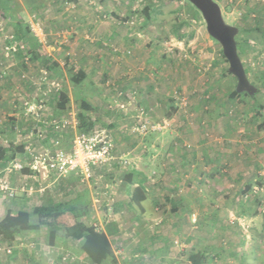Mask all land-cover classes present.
I'll list each match as a JSON object with an SVG mask.
<instances>
[{
    "label": "rangeland",
    "instance_id": "obj_1",
    "mask_svg": "<svg viewBox=\"0 0 264 264\" xmlns=\"http://www.w3.org/2000/svg\"><path fill=\"white\" fill-rule=\"evenodd\" d=\"M214 1L238 29L237 50L255 98L233 95L237 81L221 45L188 0H0V149H10L0 161V220L21 203L28 212L57 202L77 208L59 219L64 228L56 245L46 244L45 227L28 231L0 243V264H91L79 258L83 241L69 234L80 221L99 231L116 228L109 236L116 264H131L121 259L134 220L125 212L130 187L120 180L140 163L143 175L155 179L145 183L149 199L159 197L168 186L156 188L155 181L165 169L151 171L171 157L175 183L202 172L207 179L187 189L234 195L240 211L254 212L238 220L245 236L264 237V0ZM35 41L46 65L30 54ZM80 98L91 107L92 132L108 133L115 160L89 177L31 170V153H43L48 141L68 145L76 135L72 128L56 132L53 122L77 121ZM142 125L149 129L137 130ZM185 158L206 165L180 167ZM15 163L23 168L12 169ZM120 210L121 245L114 243ZM160 215L144 221L146 234ZM251 216L254 225L244 219ZM31 223L37 225L35 216Z\"/></svg>",
    "mask_w": 264,
    "mask_h": 264
},
{
    "label": "crops",
    "instance_id": "obj_2",
    "mask_svg": "<svg viewBox=\"0 0 264 264\" xmlns=\"http://www.w3.org/2000/svg\"><path fill=\"white\" fill-rule=\"evenodd\" d=\"M174 165L173 157L166 158L165 161H159L151 171L156 174L158 166H163L165 169L164 174L160 171L163 177H158L155 181L156 188L157 185H162L163 182H165V186H168L165 189L166 193L159 194V197L153 193L154 197L152 195L149 199L145 183L148 178L152 181L155 179L149 175H143L140 163L136 162L133 167H130V169L137 171H133L135 175H139L137 181L133 179V184H128L126 179L120 180L126 185L125 188L130 187V191H126L125 194L126 203H128L125 205V212L130 213V215L133 212L131 218L134 220L132 223L133 230L130 227L127 228V230L133 232V235H131V238L126 239V243L123 241L125 244L130 243L129 252L128 254L122 253L124 257L121 259L131 264L144 263L145 261L150 264H193L190 262V255L198 253L200 256L198 264H264L263 235L257 239L254 237L248 238L242 230V220L238 221L240 218L243 219V215L248 212H250V215H254V212L245 211L243 213L240 211L241 209L239 210V207L236 206L234 195L226 196L224 194L219 195L216 191H192L187 189L191 183L198 184L200 178L207 179L202 172L200 175L198 173L184 175L185 179H183L182 185L175 183L174 178L179 176L173 174V172H168L175 169ZM179 165L188 169L196 166L202 171L203 166L206 164L199 160L191 163L189 159L185 158V160H180ZM131 170L130 172H132ZM75 176L77 175L65 178H74ZM183 183L187 186H183ZM139 185V195H135L133 188ZM179 186L187 190L181 192ZM131 196L138 197L139 202L136 203V200L132 202ZM168 197L173 199H168ZM150 202L152 204L151 208L148 206ZM18 206L16 212L23 210L21 209L22 203ZM122 212V210L116 212V215H118L116 219L118 231L115 233L114 243H119V245H121L120 234L125 226L123 223L121 227L120 213ZM159 213L161 214L158 221L160 222L159 225L157 224L150 234H146L145 229L143 230L144 225H146V222L143 224L144 221L156 217ZM244 219H250L254 225V217H245ZM142 232L144 233L143 236L141 235ZM124 234L126 235V233ZM224 245H228V247L225 248ZM180 251L182 253H179ZM118 252L120 253V250ZM79 258L84 260L83 257ZM14 260L15 258L10 263H13Z\"/></svg>",
    "mask_w": 264,
    "mask_h": 264
},
{
    "label": "trees",
    "instance_id": "obj_3",
    "mask_svg": "<svg viewBox=\"0 0 264 264\" xmlns=\"http://www.w3.org/2000/svg\"><path fill=\"white\" fill-rule=\"evenodd\" d=\"M28 32L29 30L27 33ZM237 53L239 55L238 50ZM30 54H32V58L36 61H40L44 65L47 64V61L38 53V45L36 41L35 44H33V51H31ZM245 72L247 71L245 70ZM79 78L80 76L76 77L77 80H79ZM257 93L258 90L254 95L250 96L247 93H237L236 90L233 91L234 96L244 95L251 98H255ZM64 98H66L64 97V94H61V99H63V101L60 100L58 103L59 107L61 108L65 106ZM80 99V112L77 114L76 132L88 133L93 129V120L88 115L91 107L84 98ZM261 108L263 109V107ZM70 138L72 139L71 136ZM7 152H10V149H0V161L5 158V153ZM129 174L130 175L127 177L126 182L128 184H133L134 172L132 171ZM139 188L140 185L138 186V189L135 188L133 190L135 195L138 194ZM131 200L132 202H134V200H136V203L139 202L138 197L134 198V196H131ZM76 209V206L69 205L66 202H57L48 205L37 206L31 212L25 210H19L16 213L9 212L0 220V243H13L16 238L20 237L24 233L37 230L40 227H45L46 244L52 247L55 245L57 237L59 236V232H61L64 228L63 225L59 223V219L66 214L75 216ZM33 216L37 218L36 226H33L31 223V218ZM115 229L110 230V226H108L104 231H99L96 229V227L86 225L84 222L80 221L76 222L75 227L69 231V234L73 240L83 241L79 247V251L80 256L83 257L84 260L89 261L91 264H105L107 262L116 264L115 256L113 254L112 246L109 240V236L115 232ZM199 258L200 256L198 253L191 254L190 262L193 264H198Z\"/></svg>",
    "mask_w": 264,
    "mask_h": 264
},
{
    "label": "built area",
    "instance_id": "obj_4",
    "mask_svg": "<svg viewBox=\"0 0 264 264\" xmlns=\"http://www.w3.org/2000/svg\"><path fill=\"white\" fill-rule=\"evenodd\" d=\"M76 122L73 123L65 118L60 122L54 121L53 125L56 132L64 133L71 128L76 130ZM139 128L141 132L149 129L146 125L137 127V130ZM40 136L38 135V137ZM65 142H68V145L62 144L61 141H48L43 153H31L32 159L28 164L30 169L44 175L51 173L57 178L74 172L89 177L93 170L105 169L115 160L112 151L113 145L108 133L103 130L88 133L77 132L70 141ZM126 163V160L120 161L121 165ZM15 164L11 165L12 169L23 168L21 163Z\"/></svg>",
    "mask_w": 264,
    "mask_h": 264
},
{
    "label": "water",
    "instance_id": "obj_5",
    "mask_svg": "<svg viewBox=\"0 0 264 264\" xmlns=\"http://www.w3.org/2000/svg\"><path fill=\"white\" fill-rule=\"evenodd\" d=\"M202 15L208 34L222 48V53L228 62V72L236 78V92L252 96L257 88L249 82L241 59L237 53L235 37L238 29L225 23L220 6L214 0H188Z\"/></svg>",
    "mask_w": 264,
    "mask_h": 264
}]
</instances>
